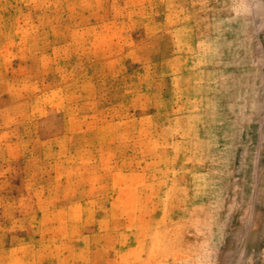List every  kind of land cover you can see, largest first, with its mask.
I'll list each match as a JSON object with an SVG mask.
<instances>
[{"label": "rangeland", "instance_id": "374dc122", "mask_svg": "<svg viewBox=\"0 0 264 264\" xmlns=\"http://www.w3.org/2000/svg\"><path fill=\"white\" fill-rule=\"evenodd\" d=\"M0 264H264V0H0Z\"/></svg>", "mask_w": 264, "mask_h": 264}]
</instances>
